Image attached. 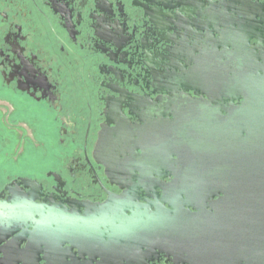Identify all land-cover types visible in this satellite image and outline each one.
Masks as SVG:
<instances>
[{
  "label": "flooded vegetation",
  "instance_id": "af4514ba",
  "mask_svg": "<svg viewBox=\"0 0 264 264\" xmlns=\"http://www.w3.org/2000/svg\"><path fill=\"white\" fill-rule=\"evenodd\" d=\"M255 12L264 14V0H0V202L30 190L45 212L65 221L94 214L101 230L118 224L120 202L152 211L156 198L170 208L161 196L173 175L160 165L151 176V158L96 156L101 134L128 127L143 131L131 143L151 147L167 118L150 115L154 104L167 110L180 92L228 104L205 92L214 93L216 71L236 57L216 52L215 26L226 34L231 16ZM1 220L0 264H136L110 230L103 238L30 237L18 216L10 234ZM147 254L141 264L181 263L151 247Z\"/></svg>",
  "mask_w": 264,
  "mask_h": 264
},
{
  "label": "water",
  "instance_id": "95a60500",
  "mask_svg": "<svg viewBox=\"0 0 264 264\" xmlns=\"http://www.w3.org/2000/svg\"><path fill=\"white\" fill-rule=\"evenodd\" d=\"M244 18L231 16L226 34L215 26L216 52L222 48V56L236 57L228 59L223 72L216 71L214 93L205 92L228 104L174 93L167 110L160 103L151 108L150 115L167 117L152 130V142L157 138L158 143H131V136L143 131L118 127L101 134L96 146V156L151 158V176L160 174V165L166 168L173 178L161 200L170 208L156 198L150 202L152 211L149 203L120 202L114 212L118 224L101 230L104 220L94 214H70L65 221L63 215L45 212L29 190L18 195V202L12 197L11 203L0 202L7 234L18 216L30 237L103 238L110 230L107 236L115 244L135 252L136 264L149 257V247L180 264H264V14ZM191 205L197 211L187 208Z\"/></svg>",
  "mask_w": 264,
  "mask_h": 264
},
{
  "label": "rangeland",
  "instance_id": "374dc122",
  "mask_svg": "<svg viewBox=\"0 0 264 264\" xmlns=\"http://www.w3.org/2000/svg\"><path fill=\"white\" fill-rule=\"evenodd\" d=\"M14 113H25V112H23V111H21V110L19 109L17 112H14ZM24 138H25V135H22V137H20V139H19V142L21 141V142H20V146L23 145Z\"/></svg>",
  "mask_w": 264,
  "mask_h": 264
}]
</instances>
